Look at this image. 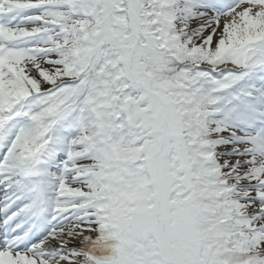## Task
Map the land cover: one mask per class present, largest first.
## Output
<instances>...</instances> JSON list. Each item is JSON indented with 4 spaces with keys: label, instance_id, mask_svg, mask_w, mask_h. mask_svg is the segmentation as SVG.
<instances>
[{
    "label": "snow or ice",
    "instance_id": "1",
    "mask_svg": "<svg viewBox=\"0 0 264 264\" xmlns=\"http://www.w3.org/2000/svg\"><path fill=\"white\" fill-rule=\"evenodd\" d=\"M0 264H264V0H0Z\"/></svg>",
    "mask_w": 264,
    "mask_h": 264
}]
</instances>
